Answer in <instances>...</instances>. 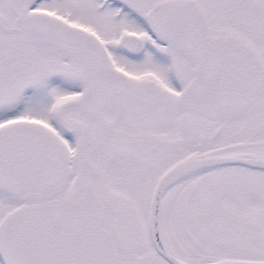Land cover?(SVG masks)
I'll list each match as a JSON object with an SVG mask.
<instances>
[{
    "label": "snow or ice",
    "instance_id": "snow-or-ice-1",
    "mask_svg": "<svg viewBox=\"0 0 264 264\" xmlns=\"http://www.w3.org/2000/svg\"><path fill=\"white\" fill-rule=\"evenodd\" d=\"M0 264H264V0H0Z\"/></svg>",
    "mask_w": 264,
    "mask_h": 264
}]
</instances>
